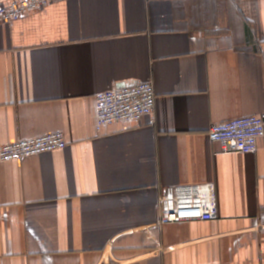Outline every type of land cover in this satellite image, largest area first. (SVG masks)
I'll return each instance as SVG.
<instances>
[{"label": "crops", "instance_id": "0c3cea01", "mask_svg": "<svg viewBox=\"0 0 264 264\" xmlns=\"http://www.w3.org/2000/svg\"><path fill=\"white\" fill-rule=\"evenodd\" d=\"M11 0H0V5ZM152 82L153 116L96 128L97 95ZM264 113V0H62L0 23V264H264V137L223 153L214 123ZM213 183L218 219L160 223Z\"/></svg>", "mask_w": 264, "mask_h": 264}, {"label": "built area", "instance_id": "2783aa9c", "mask_svg": "<svg viewBox=\"0 0 264 264\" xmlns=\"http://www.w3.org/2000/svg\"><path fill=\"white\" fill-rule=\"evenodd\" d=\"M62 0H11L0 5V23H9L40 11L51 3ZM96 128L113 123H129L153 116L156 107L155 89L150 81H140L132 86L111 88L97 95ZM208 136L220 145L223 153H252L264 137V113L249 115L214 123ZM63 131H53L31 139H19L0 147V163L22 161L40 154L65 149L68 146ZM187 198L172 204L173 196L161 199L160 223L217 220L218 207L213 183L190 187Z\"/></svg>", "mask_w": 264, "mask_h": 264}]
</instances>
